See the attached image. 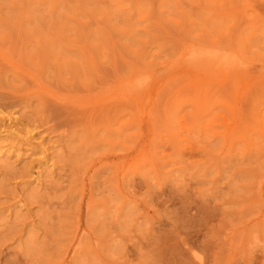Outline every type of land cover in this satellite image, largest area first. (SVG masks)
I'll return each instance as SVG.
<instances>
[{
	"label": "rangeland",
	"instance_id": "374dc122",
	"mask_svg": "<svg viewBox=\"0 0 264 264\" xmlns=\"http://www.w3.org/2000/svg\"><path fill=\"white\" fill-rule=\"evenodd\" d=\"M0 151V264H264V0H0Z\"/></svg>",
	"mask_w": 264,
	"mask_h": 264
},
{
	"label": "bare ground",
	"instance_id": "6f19581e",
	"mask_svg": "<svg viewBox=\"0 0 264 264\" xmlns=\"http://www.w3.org/2000/svg\"><path fill=\"white\" fill-rule=\"evenodd\" d=\"M192 55L194 56V55H197V54H194V53H192ZM193 56H192V59H195V57L196 56H194V58H193ZM175 58V57H174ZM142 81V80H141ZM137 82V81H136ZM138 83H139V80H138ZM147 83V82H146ZM135 84H137V83H135ZM143 83H141V85H142ZM141 88V87H140ZM142 91V90H141ZM218 91V90H217ZM28 135V134H27ZM32 138V137H31ZM0 154H1V151H0Z\"/></svg>",
	"mask_w": 264,
	"mask_h": 264
}]
</instances>
